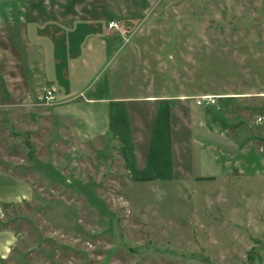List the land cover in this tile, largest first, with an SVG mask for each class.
Masks as SVG:
<instances>
[{"label": "rangeland", "instance_id": "rangeland-1", "mask_svg": "<svg viewBox=\"0 0 264 264\" xmlns=\"http://www.w3.org/2000/svg\"><path fill=\"white\" fill-rule=\"evenodd\" d=\"M125 94L174 97V169L125 171ZM0 171V264H264V0H0Z\"/></svg>", "mask_w": 264, "mask_h": 264}, {"label": "crops", "instance_id": "crops-1", "mask_svg": "<svg viewBox=\"0 0 264 264\" xmlns=\"http://www.w3.org/2000/svg\"><path fill=\"white\" fill-rule=\"evenodd\" d=\"M52 86L55 88L57 98L59 95L58 88L54 84H52ZM86 101L89 104L98 101L109 102V110L112 106H120L113 107L111 111L115 112L114 120H124L123 124L125 128H122L121 126L118 127L116 123H112L111 115H109V122L110 125L113 124L115 127L114 131L117 135V144L119 145L118 151L122 158V162H124V169L126 172L138 175L139 173H144L146 171L145 169H149L151 162L155 160L153 155L157 150L156 147L158 148L159 145L164 146L162 152H164L163 160L167 163L166 167L170 168V170L176 167V159H174L176 153L174 140V97L163 94L145 96L125 94L111 98L104 96H90L86 98ZM146 105H152L150 116L147 118V133L137 130L140 126H144V124L136 126V115L139 113L138 109H141ZM122 131H127V133H122ZM162 142L164 144H161ZM0 174L6 176L8 180L10 179L11 175L8 172L0 171ZM8 180L6 182H8ZM18 181H20L24 187L23 194L11 196L10 194L4 195L3 193H0V206L3 208H10L15 202L24 204L25 201L27 202L30 200V184L27 183L28 181L25 180V178H23V180L19 179ZM1 186L3 188L7 186L5 181ZM23 196H25V198H23ZM20 197H22L23 200H18ZM13 198L15 200H13ZM13 235L14 234L8 231V229L0 228V261L6 259L7 253L10 251L9 245L14 238Z\"/></svg>", "mask_w": 264, "mask_h": 264}, {"label": "built area", "instance_id": "built-area-1", "mask_svg": "<svg viewBox=\"0 0 264 264\" xmlns=\"http://www.w3.org/2000/svg\"><path fill=\"white\" fill-rule=\"evenodd\" d=\"M108 26L113 28L114 26L120 28L118 21L110 20ZM45 103H54L56 102V92L53 86L45 89L43 96L41 97ZM217 96L214 94H202L198 96V104L205 103L206 105L217 104Z\"/></svg>", "mask_w": 264, "mask_h": 264}]
</instances>
